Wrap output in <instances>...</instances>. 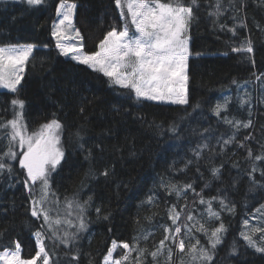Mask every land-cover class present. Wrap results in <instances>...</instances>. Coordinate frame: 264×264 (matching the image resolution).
<instances>
[{
  "label": "trees",
  "instance_id": "obj_1",
  "mask_svg": "<svg viewBox=\"0 0 264 264\" xmlns=\"http://www.w3.org/2000/svg\"><path fill=\"white\" fill-rule=\"evenodd\" d=\"M69 2L77 5L73 22L83 37V50L97 51L106 33L120 26L115 0ZM59 3H0V46L35 45L18 93L0 92V119L12 118L10 101L14 96L25 101V124L30 132L55 116L63 125L60 142L64 158L51 174V187L60 201L74 193L81 202L92 197L85 213L87 229L79 233L75 249L46 241L47 251L55 253L52 259L58 264H89L90 260L102 264L113 239L131 242L145 230L154 235L141 241L140 246L153 250L164 235L159 226L171 225L168 208L177 203V197L161 187L163 180L180 185L192 183L196 192L203 189L205 199L219 194L234 205L233 212L221 213L227 231L216 250L214 264H264V253L248 247L240 236L245 219L250 226L264 227V214L257 212L264 205V160H255V156H264V82L256 79L264 73V0H221L223 15L219 18L209 16L215 10L210 7L215 0H200L196 19L189 27L185 105L140 101L131 90L115 86L91 67L60 55L52 36ZM232 28L236 29L235 35L229 30ZM248 40L252 42V53L232 51ZM245 93L250 94L251 117L248 105L239 102L249 98ZM226 99L221 116L214 115L212 109L217 103L225 104ZM224 117L251 119L253 126L241 129L236 133L237 142L221 151L216 138L223 134L226 139L234 131L224 123ZM172 125L178 126L176 133L169 131ZM249 132L251 138L240 147L239 142ZM201 134L217 154L209 163L210 154L205 151L197 171L190 149L203 142ZM6 146L7 140L0 139V151ZM189 158L194 162L185 168ZM8 162L13 166L11 175L7 171L0 174V251L5 247L14 249L18 241L22 258L30 259L38 251L33 233L40 228V221L30 215L29 193L23 184L25 173L19 161ZM254 165L257 170L253 178L258 186L252 185L248 175ZM211 167H220L218 179L212 177ZM105 168L110 173L107 177L100 175ZM149 196L154 197V203L147 202ZM198 200L188 192V206L194 207V214L204 211ZM184 203L179 200L180 205ZM97 207L101 209L99 215ZM213 207L219 210V203L214 202ZM70 219L76 222L75 215ZM67 230L74 232L75 228ZM194 234L207 244L203 235L195 230ZM260 235L254 237L258 242ZM234 245L237 250L232 254ZM75 251L79 252L78 260L72 261ZM122 252L118 248L114 258ZM179 259L177 252L172 264H179ZM146 264H152L150 256Z\"/></svg>",
  "mask_w": 264,
  "mask_h": 264
},
{
  "label": "snow or ice",
  "instance_id": "obj_2",
  "mask_svg": "<svg viewBox=\"0 0 264 264\" xmlns=\"http://www.w3.org/2000/svg\"><path fill=\"white\" fill-rule=\"evenodd\" d=\"M26 2L29 6H38L45 0H26ZM115 4L120 9L121 19L125 21L123 28H113L107 32L97 45L98 50L87 53L83 50V37L73 24V15L77 5L70 3L69 0H60L56 6L57 20L52 28V36L56 40V48L60 55L70 56L79 64L102 72L115 85L134 92L138 100L143 98L169 101L178 105L187 104V61L190 55L187 33L196 19V10L200 6V0H115ZM210 7L215 9L209 12L210 17L219 18L223 15L221 0H215ZM229 30L235 35V28ZM34 48L35 45L32 44L0 46V89H7L13 94L18 93L24 65L32 57ZM232 51L247 54L254 50L252 42L248 40L240 47H233ZM256 79L264 82V73L256 76ZM237 87L239 88V85ZM245 95L249 98H241L239 102L241 106L248 105L251 117L250 94L245 93ZM10 104L12 118L0 119V139L7 140L6 150L0 151V174L7 171L11 175L13 166L8 161H19L20 169L25 173L23 184L29 193L30 215L40 221V228L33 233L38 249L34 256L30 259L22 258L21 244L17 241L14 249L5 247L0 251V264H38L39 261H42V264H58L52 259L55 253L47 251L46 241L51 240L54 245H63L70 250L75 249L79 233L87 229L85 213L91 206L92 197L89 196L87 200L81 202L78 194L74 193L71 197L64 196L63 201L59 200L57 192L51 187L50 178L64 158L60 142L62 123L54 116L51 120L41 124L38 129L30 132L25 124V101L14 96ZM226 104L227 99L225 104L217 103L212 109L214 115L221 116L226 109ZM223 120L234 131L226 139L223 138V134L216 138L221 151L226 146L237 142L236 133L241 129H250L253 126L251 119L241 121L224 117ZM177 130L176 125L169 128V131L173 133ZM251 136L252 133L249 132L244 137V141L239 142V146L243 147L244 142L248 141ZM201 138L203 142L197 143L194 148L190 149L197 163V171H199V161L204 158L205 151L210 154L209 163L217 154L215 147L204 138L203 134ZM17 148L23 151L18 152ZM248 156H253L251 149H248ZM255 160L262 161L264 156H255ZM193 162V159H187L185 168ZM220 167L210 168L213 178H219ZM256 170L254 165L248 173L253 186L259 185V182L253 178ZM109 174L107 168L100 173L105 177ZM261 175L264 176V170L261 171ZM207 186L206 184L205 187ZM161 187L169 195L174 194L177 197V203L167 210L171 225L159 226L163 230V238L154 245L153 250L140 246L141 241L146 242L154 235L150 231H142L141 234L134 236L131 242L118 243L113 239L111 246L107 248L103 256L102 264H146L149 256L152 258V264H172L177 252L180 254L179 264H214L216 250L222 244L223 234L227 231L221 220V213L233 212L234 205L230 206L226 197L219 194L205 199L203 189L196 192L192 183L180 185L171 181L165 183L162 180ZM189 191L199 198V205L204 206L203 212L194 214V207L189 209ZM180 199L185 201L183 205L179 204ZM147 202L154 203V197L149 196ZM214 202L219 203V210L213 207ZM61 205H63L62 210ZM96 212L99 215L101 209L97 207ZM257 212L264 214V205H261ZM73 215H75V223L70 219ZM104 219L108 217L105 216ZM215 221L221 222L217 226L209 227ZM243 224L245 230L241 231L240 236L245 244L258 253H264V227L250 226L247 219ZM72 227L75 231L69 232L67 228ZM194 230L195 233L203 235L207 241L206 245L201 243L200 238L194 234ZM256 233H261L259 242L254 238ZM118 248L123 249V252L119 258L114 259L113 253ZM236 250L234 245L231 249L232 254H235ZM78 256L79 252L75 251L71 257L72 261H77ZM185 256L188 257L187 261L184 259ZM161 257H164L163 261ZM89 264H92L91 260Z\"/></svg>",
  "mask_w": 264,
  "mask_h": 264
},
{
  "label": "rangeland",
  "instance_id": "obj_3",
  "mask_svg": "<svg viewBox=\"0 0 264 264\" xmlns=\"http://www.w3.org/2000/svg\"><path fill=\"white\" fill-rule=\"evenodd\" d=\"M20 1H23V2H26V0H0V3L1 2H20ZM71 3V2H70ZM117 8V7H116ZM76 10V9H75ZM117 11H118V14H119V17H120V26H115V28H117V29H122L123 28V26H124V23H125V21H123L122 19H121V16H120V9H118L117 8ZM125 12H126V9H125ZM74 14H75V11H74ZM56 20H57V15H56ZM55 20V21H56ZM54 21V22H55ZM73 21H74V15H73ZM128 23L130 24V19L128 20ZM73 24H74V22H73ZM53 28V27H52ZM133 31H134V29H132ZM187 35H188V37H189V47H190V34H189V30H188V33H187ZM56 41V40H55ZM68 57H70V56H68ZM187 63H188V61H187ZM26 65V64H25ZM25 65H24V72L22 73V79H21V83H22V81H23V78H24V75H25ZM97 72H99V71H97ZM99 73H101V74H103L102 72H99ZM108 78V77H107ZM109 79V78H108ZM110 80V79H109ZM110 82H111V84H113V85H115L114 83H112V81L110 80ZM21 83H20V85H21ZM20 85H18V87L20 86ZM115 86H117V85H115ZM119 87V86H118ZM186 89H187V85H186ZM0 92H8V90L7 89H0ZM133 95L135 96V93L133 92ZM136 97V96H135ZM187 99H188V89H187ZM140 101H146V102H151V103H154V104H162V105H178V104H173V103H171V102H169V101H155V100H147V99H143V98H141V99H139ZM16 151H18V152H22L23 150L22 149H19V148H17L16 149ZM53 173V172H52ZM35 238V237H34ZM36 241V240H35ZM114 254V253H113ZM114 257V256H113ZM115 259V258H114ZM38 264H42V261H39L38 262Z\"/></svg>",
  "mask_w": 264,
  "mask_h": 264
},
{
  "label": "crops",
  "instance_id": "obj_4",
  "mask_svg": "<svg viewBox=\"0 0 264 264\" xmlns=\"http://www.w3.org/2000/svg\"><path fill=\"white\" fill-rule=\"evenodd\" d=\"M114 255V254H113Z\"/></svg>",
  "mask_w": 264,
  "mask_h": 264
}]
</instances>
